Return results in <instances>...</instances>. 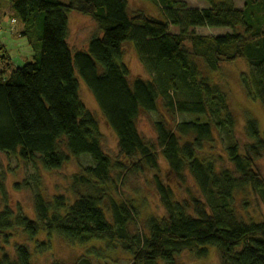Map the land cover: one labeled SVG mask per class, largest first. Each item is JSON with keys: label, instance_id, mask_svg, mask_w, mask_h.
Listing matches in <instances>:
<instances>
[{"label": "trees", "instance_id": "trees-1", "mask_svg": "<svg viewBox=\"0 0 264 264\" xmlns=\"http://www.w3.org/2000/svg\"><path fill=\"white\" fill-rule=\"evenodd\" d=\"M7 1L12 20L22 23L15 35L28 38L35 56L17 66L0 38V151L47 170L84 155L90 161L70 178L72 197L39 194L34 218L5 205L0 240L16 228L29 240L45 236L50 242L56 234L93 248L97 261L82 255L73 264H115L106 252L118 248L131 256L130 264H180L182 251L205 254L207 246L219 249V264H264V216L242 213L252 202L264 206L257 167L264 133L247 116L239 138L230 91L214 77L222 64L243 60L249 72L241 82L264 105V0H242L240 8L238 0H206V8L139 0L138 9L130 0ZM75 12L90 17L96 30L85 48L73 50L68 38ZM198 27L230 31L211 35ZM129 42L147 77L132 78L124 61ZM80 80L116 135L121 160L104 149ZM143 113L158 114L152 139L139 130ZM186 115L191 118L180 119ZM129 168L154 172L161 216L141 222L131 200L115 198L114 173ZM38 244L40 253L50 245ZM0 264H34L29 243L17 246L14 256L0 251Z\"/></svg>", "mask_w": 264, "mask_h": 264}, {"label": "rangeland", "instance_id": "rangeland-1", "mask_svg": "<svg viewBox=\"0 0 264 264\" xmlns=\"http://www.w3.org/2000/svg\"><path fill=\"white\" fill-rule=\"evenodd\" d=\"M9 9L0 6L1 11H5L3 17L2 28L0 30V38L7 45L13 62L17 66L24 65L27 61H32L35 52L29 43L27 37H18L17 30L22 27V23L12 20L14 11L10 8V3L4 0ZM190 8H206L209 3L206 0H182ZM131 7L138 9L142 7L139 0H130ZM242 0L236 1L237 8L243 7ZM156 10V8L153 6ZM149 14L162 18L161 14L153 13L150 8ZM70 16V15H69ZM175 30V28H172ZM96 30V23L87 16L79 13H71L69 21V43L73 50L85 48L89 38ZM196 30L199 33L220 35L229 28L222 27H198ZM132 44V43H131ZM127 45V46H126ZM124 61L131 70L132 78L142 75L147 77L145 70L141 64L138 54L129 44H125ZM221 72L215 74V80L221 84H225L227 91H230V100L234 107V113L237 119V133L240 139L243 134V127L247 116H251L257 120L261 132L264 133V105L256 99H253L246 92L242 82L241 74L248 73V65L243 60H238L233 64L224 63L221 65ZM79 77V76H78ZM80 96L85 105L91 110L100 123L103 134L102 142L106 152L114 160H121L119 154L118 140L116 135L107 125L101 113L99 105L89 90V88L80 80ZM158 118L155 113H143L138 119V127L140 132L148 139L155 137L153 121ZM190 119V115L180 117V119ZM228 142L230 139H226ZM90 159L84 157L70 158L69 161L59 169L47 170L42 165H37L38 161L33 163H26L24 160H19L14 155L0 151V212L8 205L15 213H21L30 218L35 216V202L39 194L48 198H52L55 194H64L65 197H72V187L70 178L80 171L81 166H86ZM159 162L162 167L166 168L167 163L160 158ZM257 167L264 176V155L257 161ZM118 175V177H117ZM114 178L119 184L118 193L114 191V196L118 200L120 197L131 200L138 208L139 218L141 222L150 218L161 216L164 213V208L160 203L159 196L154 189L153 171L133 172L132 169L115 171ZM167 178H165L166 180ZM170 182V180H167ZM18 183H21V186ZM83 190V189H82ZM85 190V189H84ZM92 191V190H90ZM246 210V211H244ZM245 218L253 217L260 219L264 216V206L261 202L258 204L252 202L247 209H242ZM13 235L9 236L8 240H0V251L14 256L16 247L26 242L29 243V249L33 253L34 264H50L54 261L63 262L66 264H73L82 255H86L93 261H97L93 248L88 246H81L63 239L58 235H53L50 242L45 236H41L34 240H29L21 230L15 228L12 231ZM49 243V248L44 252L36 251L38 243ZM97 245V244H96ZM90 246V245H89ZM201 248V247H200ZM203 248V247H202ZM206 253L200 254L198 250L182 251L177 260L180 264H219L220 252L215 246H207ZM107 251V250H106ZM91 252V253H90ZM107 258L114 259L115 264H130L131 256L121 248L110 249L106 252ZM99 264V263H98Z\"/></svg>", "mask_w": 264, "mask_h": 264}]
</instances>
